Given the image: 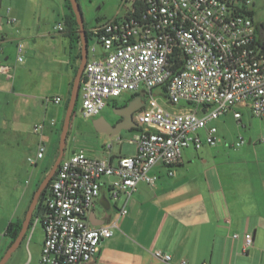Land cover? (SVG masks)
<instances>
[{
	"label": "built area",
	"instance_id": "2783aa9c",
	"mask_svg": "<svg viewBox=\"0 0 264 264\" xmlns=\"http://www.w3.org/2000/svg\"><path fill=\"white\" fill-rule=\"evenodd\" d=\"M254 4V0H122V15L90 28V37L97 39L102 51L88 44L81 113L86 119L95 118L111 100L129 93L143 95L144 103L135 113L138 132L127 141L135 153L121 155L115 163L114 145L108 142L104 158L80 150L62 159L35 218L44 229L42 264L93 260L119 229L139 183L157 186L158 176L151 173L156 165L167 167L172 176L185 149L218 144V128L210 125L212 121L229 112L239 120L240 108L264 118L263 27L255 22ZM6 14L8 24L18 22L10 7ZM53 29L64 33L67 23L59 22ZM23 50L19 42V62ZM12 68L0 63V80ZM156 88L166 100L154 95ZM53 101L59 103L61 98ZM44 128L39 123L35 132ZM114 137L120 146L124 144L122 136ZM245 142L240 137L235 146ZM45 152L40 143L28 161L36 165ZM103 178H110L111 198L124 196L125 204L116 219L94 226L86 212L96 206ZM253 245L254 235L247 232L244 251ZM154 255L172 263L169 253L156 249ZM176 264L189 263L182 259Z\"/></svg>",
	"mask_w": 264,
	"mask_h": 264
},
{
	"label": "crops",
	"instance_id": "0c3cea01",
	"mask_svg": "<svg viewBox=\"0 0 264 264\" xmlns=\"http://www.w3.org/2000/svg\"><path fill=\"white\" fill-rule=\"evenodd\" d=\"M3 1L0 0V6ZM57 3L65 9L63 17L66 22L72 15L68 2L57 0ZM53 28L46 29L40 25L25 30L23 22L10 25L0 16V63L13 67L11 74L0 80V201H5L10 193L11 197L20 198L9 216H0V260L16 239L7 232L8 226L21 224L22 228L28 210L22 202L29 188L17 195L22 185L17 183V176L21 175L16 174L21 173L22 168L16 158L31 148L32 143L36 151L43 143L47 135L43 134L44 129L37 134L35 126L48 122V117L46 113H40L39 108L53 103L55 97H60L59 104H62L66 92L70 97L81 63V37L79 42L72 37L68 25L64 33H56ZM76 29L80 34V26L73 28ZM19 37L24 38L22 62L9 55V43ZM132 95L126 101L111 100L103 112L110 107L119 113L127 103L139 110L145 97ZM65 103L67 109L68 99ZM97 117L92 118L86 129L105 138H113L105 133L110 129L104 118L96 121ZM104 117L109 120L108 116ZM243 117L244 112L239 120L235 119L242 123ZM127 121L129 124L124 125L126 131L137 130L132 121ZM31 125L34 138L28 134ZM58 129V121L55 120L49 134L54 158L51 165L43 170L37 189L56 160L60 143L56 135L62 132V128ZM253 142L251 137L248 143ZM105 144L100 150L94 146L80 150L91 157L104 158L108 156ZM75 152L78 150L64 154V158ZM184 152L181 162L174 168V175H169L168 168L158 164L151 170L158 176L157 186L152 188L144 182L139 183L127 204V214L119 220V229L103 242L99 254L85 264H176L182 259L189 264H264V145L245 146L236 152L227 148ZM112 153L113 162L125 155L122 146ZM109 181L110 178H103L97 204L86 212V219L94 226L116 219L119 209L125 204L124 196L117 200L111 198ZM103 190L111 200V211H107L100 201ZM36 211L37 208L31 223L39 214ZM32 225L4 264H42L43 225L36 223L30 230ZM247 232L253 233L254 245L244 251ZM235 234H238L237 238ZM156 249L171 254L172 263L157 258L154 255Z\"/></svg>",
	"mask_w": 264,
	"mask_h": 264
},
{
	"label": "rangeland",
	"instance_id": "374dc122",
	"mask_svg": "<svg viewBox=\"0 0 264 264\" xmlns=\"http://www.w3.org/2000/svg\"><path fill=\"white\" fill-rule=\"evenodd\" d=\"M254 1L255 4L252 6V9L254 10L255 22L259 25L264 24V0ZM78 2L83 13L84 25L86 30H89L98 22H105L116 17L117 15L123 14L122 0H78ZM9 7L11 8L12 13L18 18V23H24L25 30L33 29L40 25L43 28L52 29L57 23L64 21L63 12L65 9L61 5H58L57 0H4L2 2V5L0 6V16H3L5 18V21L7 16L6 10ZM261 31V38H263L264 31L263 29ZM19 42H22L24 45V38L19 37L17 40L9 43V55L12 57V59L17 58L15 45ZM88 44L89 48L95 45L97 46L98 51H102L101 45L97 42L96 38L90 37ZM161 91L162 90L160 88H156L154 89L153 93L161 99H165V97L161 95ZM67 97L68 92L65 93L64 101L62 102V104L55 103L53 101V103L48 104V106L45 107L44 104L43 106H41V108H39V112L42 114L46 113L48 117V122H41L45 124L43 134L45 133L47 135V137H44L43 141L44 145L46 146L44 159H40L38 165L34 166H32V164L28 161V157L34 156V154H36L37 152L33 145L34 143H32L31 148L27 149L24 153L22 152L21 156L19 158H16L18 159V164H21L20 166L22 168L21 173L16 174L21 175L17 176L19 177L17 183L18 185L19 183L22 185L19 188V192L17 195H19L21 191L25 192L29 188L25 199L22 202V204L25 205L26 209H28L30 206L31 197H33V193L37 189L36 187L43 175V170L45 169V167H49V165H51L53 161L54 151L52 141L49 138V134L53 125V120L58 121L59 129L62 128L66 114L65 99H69V97ZM116 100H123V97H118L116 98ZM81 107L82 95L80 92L67 136V146L65 149V154L73 150L79 151L80 149H85L88 146H94L97 150H100L103 149V145L105 143L107 144L108 142H113V150L118 151L120 149V145L116 142V137L105 138L103 135L97 134L91 130L88 131L86 129V125L93 119L87 120L81 113ZM240 110L244 112L242 123H239L233 117V112H229L210 123V125H214L218 128V147L213 146V148L212 146L205 144L199 150H196L194 148L185 149L184 153H199L209 149L216 151L221 148H227L230 151L236 152L237 150L244 149L245 146L251 148L254 146L264 145V118L254 117L247 110V108H240ZM105 112L108 115H111L113 110L110 107H107ZM137 132L138 130L132 132L123 130L120 133V136H122L125 140L124 144L122 145V152L126 155L135 153V146L129 144L127 141ZM200 133L204 134V131L202 130L200 131ZM28 134H30L34 138L35 133L33 130V125L28 128ZM57 134L58 136L56 135V139H58V142H60L61 132H58ZM240 137L245 138L246 145H242L240 147L234 146V144ZM251 137L254 139V142L249 144L248 141ZM105 140L107 141L104 142ZM103 142L104 144L102 145ZM58 153L59 149L57 152V156ZM19 169L20 167L18 168V170ZM27 182H29L30 184L27 185ZM11 194L12 193L8 194L5 201L3 199L0 201V216H9L8 214L13 212L19 201V197H11ZM116 202L117 204H119L118 201ZM34 225L35 222L33 223L30 230L33 229Z\"/></svg>",
	"mask_w": 264,
	"mask_h": 264
},
{
	"label": "water",
	"instance_id": "95a60500",
	"mask_svg": "<svg viewBox=\"0 0 264 264\" xmlns=\"http://www.w3.org/2000/svg\"><path fill=\"white\" fill-rule=\"evenodd\" d=\"M71 3L72 10L76 16L77 22L80 26V37H81V44H82V51H81V63L80 66L77 70L76 76L73 80L72 88H71V93L69 97V102L68 106L66 109V114H65V119L63 122L62 126V132H61V137H60V143H59V153L58 156L54 162V165L52 166L51 170L48 172V174L45 176L41 184L39 185L38 189L34 193V196L32 198V201L30 203V206L27 210L25 220L22 223V228L21 231L19 232L18 236L10 246V248L7 250L5 253L4 257L0 260V264H4L7 260V258L11 255V253L19 246L21 243L23 237L25 236V233L29 229L31 225V221L34 215V211L37 208V205L40 201V198L43 194V192L48 188L50 182L54 178L60 163L62 159L64 158L65 154V149L67 146V136L69 133L70 125H71V120L75 111V107L79 98L80 94V89H81V84H82V78L85 70L86 63L88 61V39L86 36L85 32V25H84V18H83V13L81 11V7L79 5L78 0H69ZM121 112H116V114L124 117L126 120H130L133 122V113L138 110V108H135L133 105L130 103L125 105L124 107L120 108ZM105 122L107 123V126L109 127L110 131H105V133L109 137H114L118 134H120L123 130H127V128L121 124L120 122L112 123L111 121L107 120L105 117H103ZM96 121L99 120V118L95 119ZM134 125L135 122H133ZM93 124L95 122L93 121ZM101 203L104 205V207L107 209V211H111L112 209V204L111 200L108 197L107 191L103 190L102 195L100 197Z\"/></svg>",
	"mask_w": 264,
	"mask_h": 264
},
{
	"label": "trees",
	"instance_id": "16d2710c",
	"mask_svg": "<svg viewBox=\"0 0 264 264\" xmlns=\"http://www.w3.org/2000/svg\"><path fill=\"white\" fill-rule=\"evenodd\" d=\"M67 2H68V7L70 8V10H71V17L70 18H67V20H66V23H67V25L69 26V30H71V35H72V37H75V39L79 42L80 41V34H79V32H78V30L76 29V30H73V28L75 27V28H78L79 27V24H78V22H77V19H76V16H75V14H74V12H73V10H72V7H71V3H70V1L69 0H67ZM262 29H263V31H264V24H262ZM85 32H86V36H87V39H88V41H89V38H90V35H89V32H88V30H86L85 29ZM262 47H263V53H264V36H263V38H262ZM80 57V56H79ZM84 74H83V78H82V81H84ZM70 93H71V91H70ZM68 102H69V99H68ZM67 106H68V104H67ZM49 187H50V184H49V186H48V188L43 192V194H42V196H41V198H40V201H39V203H38V206H37V211H36V213H38V212H41V210H42V201L44 200V198L46 197V194H47V192H48V189H49ZM33 224V222L31 223V225ZM21 229V224H18V225H14V224H10L9 226H8V228H7V232L8 233H10L11 235H12V237L13 238H16L17 236H18V231Z\"/></svg>",
	"mask_w": 264,
	"mask_h": 264
},
{
	"label": "flooded vegetation",
	"instance_id": "af4514ba",
	"mask_svg": "<svg viewBox=\"0 0 264 264\" xmlns=\"http://www.w3.org/2000/svg\"><path fill=\"white\" fill-rule=\"evenodd\" d=\"M131 96H133L132 94H126L125 96H123V100H128V97H131ZM128 104V103H127ZM126 104V105H127ZM104 116H108L109 117V120L114 124V123H116V122H120L121 124H123V125H127V124H129L128 123V121L124 118V117H122V116H120V115H118V114H116L115 112H114V110H113V112L111 113V115H107V113L106 112H103L102 114H100L97 118H100V117H104ZM132 117H133V122H135V112L133 113V115H132ZM89 119H92V118H88L87 120H89Z\"/></svg>",
	"mask_w": 264,
	"mask_h": 264
}]
</instances>
